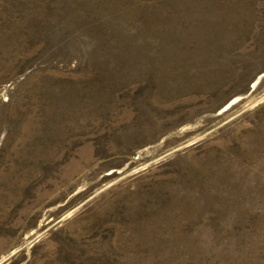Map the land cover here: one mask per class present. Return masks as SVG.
I'll use <instances>...</instances> for the list:
<instances>
[{
	"label": "rangeland",
	"instance_id": "374dc122",
	"mask_svg": "<svg viewBox=\"0 0 264 264\" xmlns=\"http://www.w3.org/2000/svg\"><path fill=\"white\" fill-rule=\"evenodd\" d=\"M0 264H264V0H0Z\"/></svg>",
	"mask_w": 264,
	"mask_h": 264
}]
</instances>
